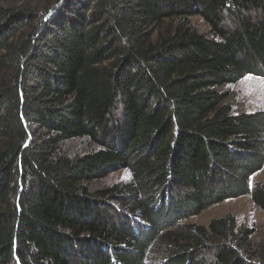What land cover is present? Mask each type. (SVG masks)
Instances as JSON below:
<instances>
[{
    "label": "trees",
    "instance_id": "16d2710c",
    "mask_svg": "<svg viewBox=\"0 0 264 264\" xmlns=\"http://www.w3.org/2000/svg\"><path fill=\"white\" fill-rule=\"evenodd\" d=\"M51 2L0 0V264H264L234 218L186 223L247 196L264 211V111L221 92L264 76V0ZM79 139L99 149L65 154Z\"/></svg>",
    "mask_w": 264,
    "mask_h": 264
},
{
    "label": "rangeland",
    "instance_id": "374dc122",
    "mask_svg": "<svg viewBox=\"0 0 264 264\" xmlns=\"http://www.w3.org/2000/svg\"><path fill=\"white\" fill-rule=\"evenodd\" d=\"M51 1L54 0H6V6L15 9L35 8L40 12H44L46 8H48L49 11L53 13V9H56V3L51 5L53 3ZM192 25L199 32L207 35H210L212 31L208 23L202 17L194 18L192 20ZM225 25L229 30L235 27L231 19H227ZM221 92L225 95V104L231 108L233 114H252L264 111V76H248L236 85L222 88ZM98 149L99 147L92 141L88 139H79L63 144L62 150L71 157H77L92 153ZM131 181V171L123 168L110 173L105 179L94 182L89 186L94 191H100L123 186L129 184ZM251 181L252 186L264 184V167L252 177ZM115 206L120 208L117 204H115ZM127 214L130 213L127 211ZM227 217L235 219L241 233L245 230L251 231L250 242L253 246V250L257 252L258 255L264 253V211L254 204L250 196L236 200H228L218 204L186 223L189 225L207 227L212 220ZM212 256V253L205 250V252L200 255V258L210 259Z\"/></svg>",
    "mask_w": 264,
    "mask_h": 264
}]
</instances>
